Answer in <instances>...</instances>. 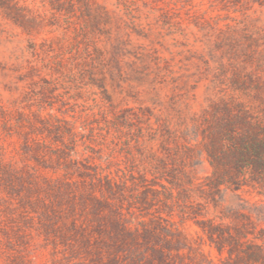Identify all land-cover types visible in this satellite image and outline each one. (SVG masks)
<instances>
[{
  "label": "trees",
  "instance_id": "obj_1",
  "mask_svg": "<svg viewBox=\"0 0 264 264\" xmlns=\"http://www.w3.org/2000/svg\"><path fill=\"white\" fill-rule=\"evenodd\" d=\"M251 1L264 7V0ZM49 2L55 25L78 26L93 44L80 72L108 104L106 79L121 74L118 59L131 33L121 36L120 18L94 0ZM122 6L124 15L134 18L131 6ZM0 8L27 33L41 24L39 15L15 0H0ZM103 34L109 49L96 45L94 36ZM217 40L203 62L209 82L205 105L176 127L149 107L103 109L100 119L82 127L91 136L82 141L90 154L78 161L75 128L54 116V124L41 122L42 130L58 139L49 146L40 140L26 143L29 151L37 149L38 168L23 175L0 164V185L22 198V208L37 215L45 240L73 264H215L203 244L217 251L220 264H264V230L258 224L263 213L243 196L264 195V34L233 27ZM135 57L141 81L166 82L171 69L156 51ZM188 87L185 80L173 90L187 93ZM119 145L123 159L114 154ZM202 159L211 171L199 178ZM48 161L55 167L45 165ZM42 169L59 175L48 178ZM175 213L181 224L198 228L201 243L175 227L170 220Z\"/></svg>",
  "mask_w": 264,
  "mask_h": 264
},
{
  "label": "rangeland",
  "instance_id": "obj_2",
  "mask_svg": "<svg viewBox=\"0 0 264 264\" xmlns=\"http://www.w3.org/2000/svg\"><path fill=\"white\" fill-rule=\"evenodd\" d=\"M15 1L42 19L39 26L27 33L0 8V164L23 175L38 168L34 158L37 149L29 151L26 143L34 146V140H40L49 146L58 139L54 133L42 130L41 122L54 124L53 117L57 116L75 128L79 154L74 159L78 161L90 154L82 145V141L91 137L83 125L100 119L97 114L103 109L118 112L149 107L155 114L169 118L172 127H176L205 105L209 82L202 74L203 62L210 59V49L218 36L233 27H248L264 34V7L251 0L236 4L233 0H94L120 18L117 25L121 36L131 33L125 55L118 59L121 74L106 79L110 98L107 104L101 90L89 85L88 76L80 72L86 50L93 51V44L79 27L63 29L55 25L49 0ZM126 2L133 9L134 18L124 15L122 5ZM74 21L77 22L76 18ZM115 24L111 34H115ZM135 29L141 30V35ZM94 37L98 47H111L108 34ZM144 50L156 51L163 64L169 65L171 74L164 84L151 85L135 73L139 67L135 55ZM185 80L189 81L187 93L173 90ZM120 147L114 154L123 159ZM104 152L108 154L110 150ZM42 160L40 157L39 161ZM202 160L197 167L199 178L211 171ZM44 163L55 167L49 161ZM41 172L48 178L59 175L51 170ZM243 196L251 208L263 213L258 224L264 230V195L250 191ZM228 200L234 202L231 197ZM22 206L20 196L0 185V264H73L45 240L37 215ZM170 220L191 241L201 243L193 223L181 224L177 213ZM202 249L209 259L220 264L221 257L215 249L208 244H203Z\"/></svg>",
  "mask_w": 264,
  "mask_h": 264
}]
</instances>
